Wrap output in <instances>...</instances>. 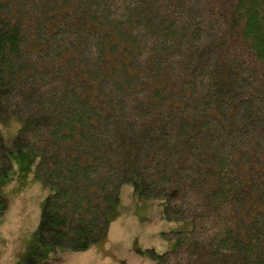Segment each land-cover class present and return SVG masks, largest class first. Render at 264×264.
I'll return each instance as SVG.
<instances>
[{"label": "trees", "instance_id": "trees-1", "mask_svg": "<svg viewBox=\"0 0 264 264\" xmlns=\"http://www.w3.org/2000/svg\"><path fill=\"white\" fill-rule=\"evenodd\" d=\"M11 120L51 187L38 245L100 240L134 181L192 222L157 264H264V0H0Z\"/></svg>", "mask_w": 264, "mask_h": 264}, {"label": "rangeland", "instance_id": "rangeland-1", "mask_svg": "<svg viewBox=\"0 0 264 264\" xmlns=\"http://www.w3.org/2000/svg\"><path fill=\"white\" fill-rule=\"evenodd\" d=\"M2 149L12 168L0 177V264H157L156 255L176 245L173 234L192 228L189 219L164 213L159 196L145 197L134 181L120 186L118 202L109 213V225L100 240L86 249L40 246L38 228L51 187L37 172L40 154L17 137V122H0Z\"/></svg>", "mask_w": 264, "mask_h": 264}]
</instances>
